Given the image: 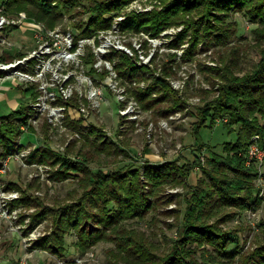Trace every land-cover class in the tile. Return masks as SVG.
Instances as JSON below:
<instances>
[{"label": "rangeland", "instance_id": "obj_1", "mask_svg": "<svg viewBox=\"0 0 264 264\" xmlns=\"http://www.w3.org/2000/svg\"><path fill=\"white\" fill-rule=\"evenodd\" d=\"M5 2L0 0V117L21 109L23 104L27 108L22 116L24 121L13 119L21 130L20 134L9 144L0 140V264H129L111 232L109 237H100L89 247H82L78 231L71 228L66 233L63 231L65 252L57 253L53 246H56L58 228L56 212L62 209L63 204L71 203L73 198L94 188L89 182L88 170L96 178L103 173L111 180L116 173L115 178L122 175L124 168L130 165L138 168L145 191L151 195L149 201H145L151 203L161 197L163 200L143 218L129 219L125 225L137 230L150 242L156 256L165 255L179 237L187 204L185 199L191 197L192 189L196 188L200 179L206 178L203 167L208 165L209 153L226 154L224 144L233 140L235 135L219 118L221 121L218 119L214 127L203 129L206 145L201 148L191 146L197 144L191 130L197 119L190 112V107L203 105L218 95L221 79L208 68L220 64V56L226 54L227 44L219 43L215 36H212V42L211 39L206 42L188 33L187 24L180 19V15L167 11L171 0H119L120 3H116L118 9L104 15L109 22L102 20L99 23L97 20L102 27H93L96 29L85 35L82 33L92 17V12L87 10L91 3L88 0H82L81 4L56 16L53 26L47 19L39 17V6L29 5L34 12L32 14L29 9H9ZM148 12L160 18L166 16L173 22L170 21L159 32L145 29L138 32L128 28L126 21L131 15ZM236 18L239 32L232 44L240 48L239 67H235V71L242 76L256 66L261 56L253 32L258 24L239 12L235 14ZM34 25L44 29L72 30L80 35H76V41L91 38L81 55L80 66L73 64L64 73L72 72L75 87L88 81L85 76L103 85L105 100L99 108H94L86 96L80 98L77 89L67 105L59 104L65 107L62 120L51 119L48 111L39 112L33 106L40 96L41 82H24L15 71L33 69L35 57L31 54L43 43V40L36 39ZM100 37L120 47L115 49L125 51L140 65L149 67L139 69L143 72L137 77L133 70L128 69L126 75H122L119 53L112 59L108 55L111 51L104 54L105 57L96 53L95 49L103 42ZM93 39L95 42H92ZM90 52L93 53V61H88L91 59ZM171 57L177 67L176 74L169 79L174 90L188 100V106L173 105L172 99L146 106L147 99L164 93L154 91L141 100L137 90L152 81L155 73L149 70L151 66L163 64ZM99 61L102 63L95 65ZM9 75L12 77L9 78ZM24 88L29 89L25 91ZM117 88L121 93L124 90L120 101L117 100ZM13 99L17 101L11 103ZM83 103L87 105V115L74 110ZM234 128L239 130V125L235 124ZM251 140L259 144L261 134L253 135ZM259 147L264 151L260 144ZM248 151V167L255 164L259 170V177L253 183L255 196L259 195L261 202L256 201L246 208L220 207L215 212L220 215L228 208L236 212L221 226L237 230L242 250L249 252L263 243L264 156L249 160ZM35 152H38L37 158L31 159ZM68 159L78 163L76 166L80 169L70 168L72 163H69V168L64 167ZM174 160L180 165H187L186 168L192 165L190 176L181 177L187 185L165 183L155 197L151 193L155 187L147 182L146 164L158 165ZM22 198L31 200L25 203ZM57 208L60 209L56 211ZM60 212V216L65 214ZM216 217L213 214L210 221L214 222ZM103 226L99 228L102 230ZM93 227H96L94 222L86 226L87 230H93ZM207 248L212 250L211 245Z\"/></svg>", "mask_w": 264, "mask_h": 264}, {"label": "trees", "instance_id": "obj_2", "mask_svg": "<svg viewBox=\"0 0 264 264\" xmlns=\"http://www.w3.org/2000/svg\"><path fill=\"white\" fill-rule=\"evenodd\" d=\"M88 1L91 3L87 10L92 12V17L82 35L91 34L96 29L93 27H102L97 24V20L99 23L102 20L109 22L108 19H104V15L118 9L116 3H120L119 0ZM31 3L40 7L39 17L47 19L53 26L56 16L81 4L82 0H6L5 5L9 9L21 10L29 9ZM171 10L174 12L173 15H180V19L187 24V32L193 33L195 38L198 37L206 42L211 39L212 42L214 38L212 36H215L219 43L227 44V49L224 51L226 54L220 56L218 62L220 64L208 68V71H215L214 73L221 79L217 88L218 95L204 102L203 105L190 107V112L197 119L191 129L197 144L191 146L201 148L206 145L203 129L214 127L219 118H222L229 132L235 133L234 138L224 144L226 154L213 151L209 153L208 165L203 167L206 178H201L196 188L192 189L191 197L185 199L187 204L179 237L173 241L165 255L156 256L153 245L138 234L137 230L125 225L129 219L143 218L162 199L161 197L151 203L145 201L146 199L149 201L151 195L146 193L144 181L134 165L124 168L123 174L118 175V178H115L117 175L115 172L111 180L103 173H99L100 178H96L88 170L89 182L94 188L89 192L86 190L80 197L73 198L71 203L63 204L62 209H56V211L59 209L64 211L65 214L60 216V210L56 212L55 223L58 228L55 236L56 246L53 247L57 249V253L65 252L63 234L75 228L79 233L82 247H89L100 237H109L111 232L116 236L118 246L125 252L124 256L129 264H209L210 262L264 264V222L263 243L248 252L242 250L237 230L236 232L221 226L223 221L232 219L236 212L229 208L220 215L215 212L220 207L246 208L256 201L261 202L259 195L255 196L253 183L259 177V170L255 164L248 167L246 153L253 142L251 137L257 133L261 134L259 144L264 147V0H171L167 11ZM238 12L258 24L253 32L261 54L256 66L242 76L235 71V67H239L240 48L232 44L239 32V21L235 19V14ZM30 13L34 12L30 10ZM170 21L173 22L166 16L160 18L157 14L148 12L135 13L126 23L129 29L159 32ZM77 36L80 37L78 34ZM124 52L113 49L108 55L112 59L117 53L120 54L119 70L122 75H126L127 69L133 70L136 77L142 75L143 71L139 69H146L149 66L140 65L137 60ZM89 56L91 59L88 61H93V53L90 52ZM176 67L171 57L169 61L163 64L155 63L149 68L155 75L150 84L137 90V96L143 100L148 93L152 94L154 91L160 90L164 94L147 99L146 106L160 103L165 99H172L173 105L188 106V100L174 90L169 79L176 74ZM28 89L24 88L25 91ZM26 108L27 106L23 104L21 109L0 117V140L5 144L11 143L20 134L21 130L13 119L24 121L22 116ZM77 124L79 125V122ZM235 124L239 125V130L234 128ZM37 153H33L31 159L37 158ZM69 163L73 166L70 167ZM76 165L78 163L70 159L64 162V167L79 170V166ZM186 166L178 164L177 160L158 165L146 164L147 182L155 187L151 193L157 195L158 190L165 183L173 182L176 185L185 183L181 181V177L187 175L189 177L192 169V165L189 168ZM126 172L127 174H124ZM30 200L22 198L21 201L29 203ZM213 214L217 217L211 222L210 218ZM91 222H94L96 227L87 230L86 226ZM101 225H104L102 230L99 228ZM208 245L212 246V250L207 248Z\"/></svg>", "mask_w": 264, "mask_h": 264}, {"label": "built area", "instance_id": "obj_3", "mask_svg": "<svg viewBox=\"0 0 264 264\" xmlns=\"http://www.w3.org/2000/svg\"><path fill=\"white\" fill-rule=\"evenodd\" d=\"M34 30L36 39L39 41L43 40V43L31 54V57H35L33 60L34 64H32L33 69L27 72H20L17 70L15 72L22 76L21 79L24 82H36V80L41 82L39 88L40 96L37 102L33 103L37 111H48L51 119H64L65 107L59 104L67 105L66 103L76 95L74 92L75 89L79 91L80 98L86 96L92 101L91 104L94 108H99L102 100H105V97L103 99V85H99L93 82L91 77L85 76L84 78L88 81L84 82V84L79 87H75V82L72 80V72L68 71L64 73V70L68 68L71 69L73 64H78V66H80L81 55L84 54L86 44L91 38H82L76 41L77 34L72 30L44 29L39 25H34ZM100 38L103 42L95 49L100 57L104 54L106 55V53L115 49V47L120 48L118 46H113L109 40L105 41L102 40V37ZM92 42H95V39H93ZM96 63L95 65L98 66L102 61ZM8 77L10 78L12 76L9 75ZM15 79H18V77ZM117 91H119L117 100L120 101V99L124 97H122L124 90L123 93H121L117 88ZM74 110L79 114L84 113L85 115H87L88 112L87 105L84 103L79 108L74 107ZM81 116L83 115L79 117ZM247 156L249 160L255 157L262 158L264 156V151L261 150L259 144L255 141L250 145Z\"/></svg>", "mask_w": 264, "mask_h": 264}, {"label": "crops", "instance_id": "obj_4", "mask_svg": "<svg viewBox=\"0 0 264 264\" xmlns=\"http://www.w3.org/2000/svg\"><path fill=\"white\" fill-rule=\"evenodd\" d=\"M2 89H4V87L2 88ZM4 91V90H3ZM3 94H4V92H3ZM5 95V94H4ZM2 98H4V97H2ZM17 101V99H13L12 101H11V103H14V102H16Z\"/></svg>", "mask_w": 264, "mask_h": 264}]
</instances>
